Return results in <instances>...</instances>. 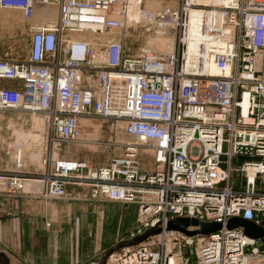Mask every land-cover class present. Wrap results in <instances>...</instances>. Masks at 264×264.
<instances>
[{"label":"built area","instance_id":"2783aa9c","mask_svg":"<svg viewBox=\"0 0 264 264\" xmlns=\"http://www.w3.org/2000/svg\"><path fill=\"white\" fill-rule=\"evenodd\" d=\"M35 4L56 5L58 20L29 26L26 59H0V82L21 83L0 85V110L42 113L65 141L80 136L81 117L120 120L127 135L150 148L155 165L141 171L138 146L129 143L121 156L96 168L59 159L42 195L64 197L67 184L87 187L91 196L135 203L137 234L158 227L146 242L111 253L106 264H264V244L240 227L194 236L165 228L175 218L224 224L237 217L264 230V0H177L176 7L153 13L137 5L146 32L171 37V52L128 56L110 44L95 65L85 51L79 57L70 48L61 56V32L115 27L118 22L105 14L119 6L126 16L127 0H0V11L19 10L29 18ZM191 11L198 13L193 23ZM208 58L218 75L205 72ZM239 157L246 160L232 167ZM247 168L254 171L250 177ZM232 171L244 173L241 191L229 184ZM20 181L0 176L2 191L10 194L21 193ZM194 240L190 260L182 248Z\"/></svg>","mask_w":264,"mask_h":264},{"label":"rangeland","instance_id":"374dc122","mask_svg":"<svg viewBox=\"0 0 264 264\" xmlns=\"http://www.w3.org/2000/svg\"><path fill=\"white\" fill-rule=\"evenodd\" d=\"M172 2V0H127L128 13L126 16L124 15V8L117 10L119 6L114 8L115 14H105L106 17L119 21L115 27L99 28L97 27L98 24H89L88 27L91 29L85 27L81 32H71L69 34L67 31H63L64 38L60 36L59 54L67 56L70 51V46H66V48V41L64 42L63 39H72L79 43L88 44L89 46H85L84 58L90 61L89 65L103 63L104 56H102V53L110 47V44L118 45L120 53L128 56H134L141 50L152 53H169L173 48L172 43L164 39H158L145 31L144 25L140 21L141 15L137 11V5L153 12ZM120 7H122V3ZM46 11L49 13L52 11L54 19L47 17ZM26 19L20 11L16 10H5L0 14V59L11 62H21L26 59L29 47V23L30 26L37 27L57 22L58 8L54 5H34L32 15L28 19L29 22ZM98 21L100 20L98 19ZM87 53L88 57L86 56ZM87 70L84 77L87 80L89 79L88 82L91 83L92 77L89 76V69ZM20 85L19 81V87ZM79 124L81 128L80 136L76 140L65 141L55 135L53 127L46 121L45 115L42 113L21 109L0 110V176L6 180L13 177L21 179L19 187L21 193L16 195L28 194L35 197L59 198L42 195L44 179L52 172L56 160L66 159L85 162L96 168L107 164L113 158L121 156L126 143L141 146V142L124 132L120 120L81 117ZM151 153L150 148L146 145H143L137 152L141 171L151 172L155 170ZM244 159L246 160L245 157L232 159V167H239ZM228 181L234 191H241L244 185V173L232 171ZM0 193L10 197L16 196L2 191L1 184ZM90 194L91 191L89 196L94 197ZM155 227L158 229L157 226ZM136 228L129 238L133 239L151 227L138 234L135 231ZM157 233H159V229L156 233L146 236L141 241L133 245L122 246L112 253L124 247L135 246L143 241L146 242L149 236ZM194 244L195 240L191 247L182 248L183 256L190 260L193 259ZM94 260L84 264H98Z\"/></svg>","mask_w":264,"mask_h":264},{"label":"crops","instance_id":"0c3cea01","mask_svg":"<svg viewBox=\"0 0 264 264\" xmlns=\"http://www.w3.org/2000/svg\"><path fill=\"white\" fill-rule=\"evenodd\" d=\"M0 85L19 88V81ZM65 188L59 198L0 193V264L98 262L106 249L131 239L134 203L90 197L83 186Z\"/></svg>","mask_w":264,"mask_h":264},{"label":"water","instance_id":"95a60500","mask_svg":"<svg viewBox=\"0 0 264 264\" xmlns=\"http://www.w3.org/2000/svg\"><path fill=\"white\" fill-rule=\"evenodd\" d=\"M222 227L228 229L240 227L242 229V232L246 236L254 239H259L260 242L264 244V230L251 221L237 217L226 220L224 224L220 222H201L193 218H175L173 220H169L165 226L166 229L177 230L188 236H192L195 234H207L209 232L219 230ZM157 231L158 229L154 226L146 230L142 234L135 236L129 241H121L119 243H116L103 252V255L98 261V264H105L106 257L113 251L121 248L122 246L133 245L141 241L146 236L156 233Z\"/></svg>","mask_w":264,"mask_h":264},{"label":"bare ground","instance_id":"6f19581e","mask_svg":"<svg viewBox=\"0 0 264 264\" xmlns=\"http://www.w3.org/2000/svg\"><path fill=\"white\" fill-rule=\"evenodd\" d=\"M173 2L171 3V4H168V5H166V6H164V7H167V8H170V7H176L177 6V0H172ZM192 1H199V2H203V3H207V2H214V3H217V2H219V3H224V4H227V3H230L232 0H192ZM35 5H53V4H35ZM54 6H56V5H54ZM34 7V6H33ZM33 7H32V9H33ZM163 8V7H162ZM162 8H160V9H162ZM5 10H11V9H5ZM5 10H1L0 11V14L3 12V11H5ZM159 10V9H158ZM13 11H15V10H13ZM16 11H19V10H16ZM157 10H155V11H153V12H156ZM47 13H46V16L47 17H52L53 19H54V14H53V12L51 11V13H49L48 11H46ZM152 12V13H153ZM42 14V13H41ZM115 14V13H114ZM31 15H32V12H31ZM198 15V13L196 12V11H191L190 12V15H189V20H190V22L191 23H193L194 21H195V19H196V16ZM31 17V16H30ZM30 17L29 18H27L26 19V21H28L29 22V20L28 19H30ZM87 17H89V15H84V16H82V18H87ZM91 17H97V18H99V16H91ZM98 22H100V21H98ZM117 22H119V21H117ZM86 23V22H85ZM87 24H89V23H87ZM120 24V23H119ZM29 26H30V23H29ZM84 30V29H83ZM81 32V31H80ZM62 33H63V31L61 32V37H63L64 38V35H62ZM67 33H71L70 31H67ZM72 33H75V32H72ZM152 36H154V37H156V38H160V39H164V40H166V41H169L170 43H172V41H171V37L170 36H168L166 33H161V32H158V33H154V34H152ZM63 41L65 42V47L66 46H70V48L72 49V54L73 55H78L79 57L80 56H83V51H85L86 49H85V46L86 45H88V44H85V43H79V42H76V41H73L72 39H63ZM61 44V43H60ZM89 46V45H88ZM67 48V47H66ZM147 52H150V51H147ZM150 53H152V52H150ZM157 53H161V52H157ZM152 54H154V53H152ZM186 64H188L189 66L190 65H192L191 63H190V60L188 61V60H186ZM188 65H186V67H188ZM203 67H204V69H205V72L206 73H209L210 75H212V76H214V75H218L219 73H220V69L216 66V64L214 63V61H213V59L212 58H208V59H205V60H203ZM229 70V68L227 67V66H225V68H224V71H228ZM119 121V120H118ZM120 123L122 124V126L124 127L125 126V123L124 122H122V121H120ZM138 146V150L140 149V148H142V146H143V143H141V146H139V145H137ZM145 146V145H144ZM253 173H254V171H253V169L252 168H247V175L250 177V176H252L253 175ZM45 196H47V195H45ZM195 235H197V234H195ZM188 236V235H187ZM192 236H194V235H192ZM179 258L178 257H176V256H171L170 257V260L172 261V262H176L177 260H178ZM107 260V259H106ZM106 260H105V264H106Z\"/></svg>","mask_w":264,"mask_h":264}]
</instances>
